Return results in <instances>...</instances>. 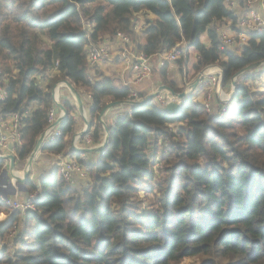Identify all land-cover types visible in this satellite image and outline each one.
Masks as SVG:
<instances>
[{"label":"trees","instance_id":"trees-1","mask_svg":"<svg viewBox=\"0 0 264 264\" xmlns=\"http://www.w3.org/2000/svg\"><path fill=\"white\" fill-rule=\"evenodd\" d=\"M224 22L237 30L227 0H0V118L22 119L15 167L33 153L49 111L59 113L57 83L89 96V128L80 144L88 136L101 145V111L133 100L129 86L91 77V42L117 33L135 41L140 28L137 52L153 58L179 50V62L193 49L194 71L219 67L225 90L237 73L264 62V34H248L236 50L223 48L217 28ZM259 73L264 66L239 76L228 104L215 94L211 114L197 94L177 114L143 95L139 106L114 107L120 111L108 126L109 141L87 164L71 148L75 107L59 96L67 111L61 134L39 153L74 154L92 170L88 187H68L55 170L38 185L25 183L29 194L37 193L32 209L12 212L0 202L7 217L0 222V264H264V91L248 83ZM141 193L152 201L138 200Z\"/></svg>","mask_w":264,"mask_h":264},{"label":"built area","instance_id":"built-area-1","mask_svg":"<svg viewBox=\"0 0 264 264\" xmlns=\"http://www.w3.org/2000/svg\"><path fill=\"white\" fill-rule=\"evenodd\" d=\"M258 0H245V8L247 15L245 17H240L238 19V30L235 35H224L219 34V39L222 43L223 48H232L233 46H243L247 42V35L251 33L255 34H264V16L257 10L254 6ZM227 5L231 12H233L234 0H227ZM264 11V7H263ZM234 13V12H233ZM235 16V15H234ZM121 42L123 50V56L129 60L128 63L131 65L133 71V78L131 84L140 85L143 82L151 79L153 68L151 63V58L144 56L143 54L137 52L133 46L132 41L124 34L117 33L114 36ZM102 40L97 42H91L87 48V65L89 71H92L96 66L103 63H111V57L108 53V49L105 45L102 44ZM181 53L179 50H172L158 55V66L162 67L168 64L176 63L179 59ZM220 74L218 69H204L202 80L199 83V86L202 82L201 87L203 86V92L205 97H203V104L206 110V113H212V105L210 100L213 95L216 94ZM127 86V85H126ZM130 86V84H129ZM0 101L3 100L5 96V91L0 85ZM130 98L133 100H128V102H139L137 100V93L133 92L130 95ZM155 100L158 106L165 108L169 103L179 102L176 97L171 96L167 93L159 92L155 95ZM57 99L59 97L57 96ZM225 110H222L219 114V117H222ZM62 116V113H57L56 109H51L48 113V127L44 132V139L42 145L53 142L60 136L59 124L57 123ZM22 127V119L18 114L9 116L7 119L3 120L0 118V158L6 156L16 157V151L18 147L21 146V133L20 129ZM84 144L87 148H95L91 144V140L88 136L85 137ZM100 146V145H99ZM4 170H8V161H4ZM58 170L60 176L67 183V186L74 185V177L80 179L81 181L88 182L89 180V169L86 168L82 163L77 162L76 160L70 161H61L58 164ZM16 174H22L21 172L16 171ZM1 176V175H0ZM1 184V183H0ZM36 195L30 196L29 199L20 202L15 199L6 198L0 195V202H2L5 207L13 210L24 213L25 211L32 209V203Z\"/></svg>","mask_w":264,"mask_h":264},{"label":"crops","instance_id":"crops-1","mask_svg":"<svg viewBox=\"0 0 264 264\" xmlns=\"http://www.w3.org/2000/svg\"><path fill=\"white\" fill-rule=\"evenodd\" d=\"M246 6V5H245ZM264 7V0H258V2L255 4L254 8L261 14H264L263 11ZM233 12L235 17L237 18V23L238 19L240 17H245L247 15L246 8L241 7L239 5L238 0H234V5H233ZM235 29V27H234ZM230 26L229 22H224L219 25L217 28V33L224 34V35H230L233 36L235 35L236 31L238 30V26L236 27V31ZM102 44L106 46L108 49V53L110 54L111 57V63H103L98 66H96L92 71H90L91 77L96 80H99L101 78H112L114 83L117 86H129L133 92L137 93V95H143L146 98H149L152 96L158 89H160L162 86L168 87L175 93H181L183 91H186L188 88L192 87L194 83L196 82L199 74L196 76L194 72V66L197 62V54L193 49L188 50V56L179 62L173 63V64H168L165 68H159L157 65L158 61V56L151 58V63L154 67V74L152 75L151 79L143 82L140 85H134L131 84L132 78H133V71L131 69V65L129 60L126 58V56H123V50L124 48L121 45V42L116 39L115 37H104L102 40ZM201 43L207 45L208 40L206 38V35H202L200 37ZM133 46L135 49H137L138 45H142L144 43V36L140 31V28L136 29V36H135V41H132ZM238 47L233 46L230 48L231 50H236ZM264 82V80L262 81ZM126 86V87H127ZM65 86H60L57 90V96H61L68 102H71L73 106L75 107L74 111V119H75V124H76V132L75 135H78L82 133L86 127L85 120L86 122H90V111H89V99L88 95L85 93L84 90H81V93H79L81 103H82V113L78 110L75 100L68 90V88H64ZM195 89V91L192 94H196L198 92V88ZM231 92L233 91V88L230 85V88H228ZM197 90V91H196ZM227 90V89H226ZM179 91V92H177ZM224 91L222 89V93L218 94L216 91V94L218 96H224ZM230 92V93H231ZM165 93V92H163ZM1 95V93H0ZM195 98L197 100H201V97L195 95ZM154 99V98H153ZM118 110H109L105 114V123L107 126L112 125L115 120L116 116L119 113ZM60 112V111H59ZM105 136V133H104ZM104 140V138H103ZM71 148H72V143H71ZM74 148L76 150H86V149H92V148H87L85 144H80L78 143V140L76 141ZM73 150V149H72ZM77 153H81L79 151H75ZM81 159L83 162L86 164L88 163L89 159L93 160L96 156V153H81ZM16 158V157H15ZM70 160H77L76 156L74 154L67 152L59 156H54V155H45L38 153L34 159L33 165H32V170L30 173V181L31 183H34L35 185H38L40 180L43 178H48L50 174L55 171V168L57 170V165L61 161H70ZM85 163L83 165H85ZM8 169H9V162H8ZM16 169V167H15ZM47 171L48 174H45L46 176H43L42 172ZM16 171V170H15ZM23 173V172H21ZM41 174V175H40ZM22 175V174H21ZM38 175H40L38 177ZM48 175V176H47ZM75 181V188H80L83 181L80 179L74 177ZM14 179L8 174L5 180L2 181L0 184V195L6 198H11V199H17V200H24L26 199L30 194L27 192V188L25 184L22 183H17L18 185L14 184ZM2 185V186H1ZM0 215V222L6 220L2 219Z\"/></svg>","mask_w":264,"mask_h":264},{"label":"water","instance_id":"water-1","mask_svg":"<svg viewBox=\"0 0 264 264\" xmlns=\"http://www.w3.org/2000/svg\"><path fill=\"white\" fill-rule=\"evenodd\" d=\"M260 66H264V62L260 63V64H255V65H251V66H248L246 67L245 69H243L242 71H240L239 73H237L233 80H232V86H233V91H232V94H231V99L234 97V93H235V87H236V79L257 68V67H260ZM219 69L220 71V78H219V84H218V88H217V93L218 94H221L222 93V85H223V79H224V73L223 71L219 68V67H216ZM202 75H203V71L200 72L196 82L194 83V85L190 88H188L186 91H183L181 93H175L174 91H172L171 89H169L168 87H165V86H162L160 89H158L152 96H150L149 98H147L144 102L148 101V100H151L155 97L156 94H158L159 92H165L171 96H174L177 98V100L179 102L177 103H169L166 105V107L164 108L165 112L168 113V114H177L180 112L181 108H182V104L184 103V101L192 95V93L195 91V89L197 88L198 86V83L202 80ZM62 87V86H65L66 88H68V90L70 91V93L72 94L74 100H75V103H76V106L78 108V110L82 113V103H81V99H80V96L79 94L76 92V90L73 88V86L67 82V81H61L59 83H57L52 91V96H53V100H54V104L55 106L58 108V110L62 113V116L60 117L59 121L57 122L58 124H60L67 116V111L66 109L64 108V106L62 105V103L59 101V99H57V90L59 87ZM230 100V99H229ZM226 103V101H224ZM120 105H129V106H139L140 105V102H124V103H111V104H108L107 106L104 107V109L101 111L99 117H98V123L102 126L103 128V131L105 133V136H104V140L102 142V144L97 147V148H92V149H86V150H76L74 148V145L76 143V141L82 137H84V135L87 133L88 131V128H89V124L88 122H86L85 120V124H86V127L84 129V131L78 135H75L73 137V140H72V149L73 151H79L81 153H85V154H90V153H96V152H99L101 151L103 148L106 147L108 141H109V138H110V135H109V129H108V126L106 125L105 123V114L113 109L114 107L116 106H120ZM43 139H44V134L40 136V138L38 139V142H37V145L33 151V153L31 154V156L29 157V159L27 160L26 164H25V167H24V170H23V173H22V176L21 177H18L15 173V160L16 158L14 156H6V157H1L0 158V161H8L9 162V169L8 170H4L1 172V175H5V177L8 176V174L14 179L15 182H19V183H22V184H25L29 177H30V173H31V168H32V165H33V162H34V159L36 157V155L39 153V149L41 148L42 146V142H43Z\"/></svg>","mask_w":264,"mask_h":264},{"label":"rangeland","instance_id":"rangeland-1","mask_svg":"<svg viewBox=\"0 0 264 264\" xmlns=\"http://www.w3.org/2000/svg\"><path fill=\"white\" fill-rule=\"evenodd\" d=\"M263 16H264V14H263ZM128 37V36H127ZM129 39H130V37H128ZM101 40H103V39H101ZM131 40V39H130ZM132 41V40H131ZM158 65V64H157ZM159 68H165L166 66H162V67H160V66H158ZM217 66H209V67H206L205 69H210V70H212V69H218V68H216ZM152 68H153V73H152V75L154 74V68H156V67H154L153 65H152ZM219 70V69H218ZM203 71V70H202ZM202 71H200V72H202ZM195 72V71H194ZM200 72L199 73H196L195 72V75L197 76L198 74H200ZM220 72V71H219ZM218 77L220 78V74L218 75ZM254 77V79L252 78L251 80H249L248 81V83H249V85H251V87H254V89H256V90H260V91H264V82H262L263 80H264V74L263 73H259V74H256V75H254L253 76ZM203 79V78H202ZM200 83V82H199ZM198 83V84H199ZM201 85H202V82H201V84H200V86L198 87L199 89H198V96H200L201 97V100L200 101H203V97H205V95H204V92H203V86L201 87ZM231 87L233 88V86H232V83H231ZM227 88H230V86H228ZM231 91L229 90V89H225V91H224V96L222 97V96H218L217 94H216V96L215 97H217V99L220 101V102H222V103H224V104H228L230 101H231V94H232V92L230 93ZM163 93V92H162ZM196 93V94H197ZM215 95V94H214ZM213 95V96H214ZM215 97H212V99L210 100V104L211 105H213V98H215ZM206 98V97H205ZM230 99V100H229ZM224 101H226V103L224 102ZM223 110H225V109H223ZM97 147H99V146H97ZM97 147H95V148H97ZM158 160V163H159V159H157ZM160 163H161V161H160ZM24 167H25V165H24ZM24 167H22L21 169H18V168H16L15 170L16 171H18V172H23V170H24ZM32 170V169H31ZM55 170H56V168H55ZM3 171V170H2ZM47 171H48V169L46 170V171H44V172H42V174H44V175H42V177L43 176H46L45 174H48L47 173ZM57 171H58V173H59V170H58V165H57ZM92 172V170L91 171H89V177H90V173ZM160 173V166L158 167V166H156L155 167V170H154V177H155V180L156 179H160V178H158L157 177V175ZM16 174V173H15ZM0 175H1V173H0ZM17 175V174H16ZM41 175V174H40ZM40 175H38V177L40 176ZM60 175V174H59ZM19 176H22L21 174H19ZM48 176V175H47ZM62 178V177H61ZM6 179V177H5V175L3 176V175H1L0 176V183H2V181L3 180H5ZM44 179H46V178H44ZM63 179V178H62ZM155 180H154V183H156L155 182ZM64 181V180H63ZM65 182V181H64ZM87 182H83L82 183V185L81 186H84V188L85 187H88V184H86ZM14 184L15 185H18V184H16L15 182H14ZM65 184L67 185V183L65 182ZM86 184V185H85ZM2 186V185H1ZM141 189H144L145 187H148V186H146V185H144V184H141V185H138ZM69 187H71V188H75V182H74V185L73 186H69ZM81 190V189H80ZM37 193L35 192V193H32V194H30L26 199H29L30 198V196H33V195H36ZM36 198V197H35ZM140 198V199H139ZM138 198V200H140V201H142L143 203H150L151 201H152V197H148V198H146V196H145V194L144 193H141V196ZM26 199H24L25 201H26ZM15 200H17V199H15ZM24 200H18V201H20V202H24ZM142 203V204H143ZM150 207H148V208H146V210H148ZM9 209V208H8ZM145 209V208H144ZM143 209V210H144ZM10 211H12L13 212V210H11V209H9ZM2 215H4V214H2ZM2 217V219H5V215L4 216H1ZM1 220V219H0ZM183 264H200V261L198 260V259H194V260H188V261H185Z\"/></svg>","mask_w":264,"mask_h":264},{"label":"bare ground","instance_id":"bare-ground-1","mask_svg":"<svg viewBox=\"0 0 264 264\" xmlns=\"http://www.w3.org/2000/svg\"><path fill=\"white\" fill-rule=\"evenodd\" d=\"M18 177H21V176H19V175H17Z\"/></svg>","mask_w":264,"mask_h":264}]
</instances>
